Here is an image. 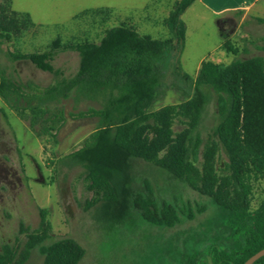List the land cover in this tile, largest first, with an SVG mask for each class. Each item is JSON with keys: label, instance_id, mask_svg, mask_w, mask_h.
Listing matches in <instances>:
<instances>
[{"label": "rangeland", "instance_id": "obj_1", "mask_svg": "<svg viewBox=\"0 0 264 264\" xmlns=\"http://www.w3.org/2000/svg\"><path fill=\"white\" fill-rule=\"evenodd\" d=\"M177 1L0 0V81L21 83L26 93L53 86L61 77L14 55L52 52L55 68L70 78L79 69L80 54L68 46L98 43L107 30L122 25L143 36L173 39L166 20ZM96 10L108 11L83 14ZM197 11L196 5L191 6L182 17L188 31L178 57L193 78L202 61L228 65L235 59L264 57L260 50L264 24L251 18L241 23V16L218 20ZM25 14L30 15L32 26L19 16ZM223 42L236 49V55L228 53ZM168 80L172 82L170 75ZM29 83L35 87H27ZM182 99L179 90L167 89L158 95L153 110L178 104ZM100 107L95 100L76 103L69 99L53 105L44 115L25 111L21 117L0 97V251L3 245H12L15 264H44L41 248L64 238L74 239L85 249L80 264H180L187 254L208 250L212 244L237 251L246 236L231 229L227 214L212 199L142 160H136L129 171L133 189L146 196L148 181L159 197L172 202L177 199L179 205L191 202L203 211L172 228L141 222L110 228L105 223L102 203L88 188L86 170L66 160L98 127L97 119H77L71 113ZM217 121L216 103L212 101L199 129L204 140L202 151L212 142L217 144L216 175L219 183L230 182L228 154L213 133ZM173 128L178 133L186 125L177 120ZM198 167L201 169V163ZM247 184L251 190L248 211L254 212L264 202V176L250 173ZM40 209L47 210L51 236L32 246L23 228L31 232L39 228Z\"/></svg>", "mask_w": 264, "mask_h": 264}, {"label": "trees", "instance_id": "obj_2", "mask_svg": "<svg viewBox=\"0 0 264 264\" xmlns=\"http://www.w3.org/2000/svg\"><path fill=\"white\" fill-rule=\"evenodd\" d=\"M196 1L175 3L166 20L173 39L145 37L122 25L107 30L98 43L68 46L80 54L79 69L70 78L55 68L52 52L14 55L15 59L28 60L38 69L61 78L53 86L27 93L21 83L3 80L0 97L21 117L25 111L44 115L53 105L69 99L76 103L98 101V109L71 113L77 119H97L98 127L85 145L66 160L86 170L88 188L102 203L105 223L110 228L140 222L172 228L195 219L203 211L191 202L179 205L177 199L172 202L159 197L148 181L146 196L133 189L129 174L133 163H154L176 181L212 199L227 214L231 229L246 236L235 252L212 244L208 250L187 254L180 264H244L264 249V202L256 211H248L251 190L247 184L250 173L264 176V57L235 59L228 65L203 61L197 76L189 75L178 57L187 34L182 17ZM19 16L32 26L29 14ZM258 22L264 24V19ZM223 47L236 55L237 50L229 43ZM260 50L264 52V44ZM171 88L181 92L180 103L153 110L158 95ZM212 101L218 114L213 133L228 154L230 182L219 183L216 175L217 144L212 142L202 151L204 140L199 129ZM177 120L186 128L175 133ZM40 216L37 230L23 228L32 246L51 236L47 210L40 209ZM41 251L44 264H80L85 256V249L72 238L52 242ZM15 256L12 245H3L0 264H15ZM254 264H264V256Z\"/></svg>", "mask_w": 264, "mask_h": 264}, {"label": "crops", "instance_id": "obj_3", "mask_svg": "<svg viewBox=\"0 0 264 264\" xmlns=\"http://www.w3.org/2000/svg\"><path fill=\"white\" fill-rule=\"evenodd\" d=\"M194 5H196L198 9L197 12L200 14L204 16H212L218 20L233 16H241V23L247 18H251L255 21H258V19H264V0H197L192 7ZM202 62L199 63L197 67V74L201 68Z\"/></svg>", "mask_w": 264, "mask_h": 264}, {"label": "water", "instance_id": "obj_4", "mask_svg": "<svg viewBox=\"0 0 264 264\" xmlns=\"http://www.w3.org/2000/svg\"><path fill=\"white\" fill-rule=\"evenodd\" d=\"M264 256V249L249 258L244 264H254L257 260Z\"/></svg>", "mask_w": 264, "mask_h": 264}]
</instances>
